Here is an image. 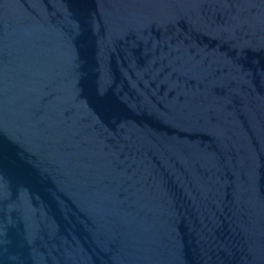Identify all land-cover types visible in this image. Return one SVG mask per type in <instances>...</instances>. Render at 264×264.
I'll return each mask as SVG.
<instances>
[{"label": "water", "instance_id": "95a60500", "mask_svg": "<svg viewBox=\"0 0 264 264\" xmlns=\"http://www.w3.org/2000/svg\"><path fill=\"white\" fill-rule=\"evenodd\" d=\"M0 264H264V0H0Z\"/></svg>", "mask_w": 264, "mask_h": 264}]
</instances>
